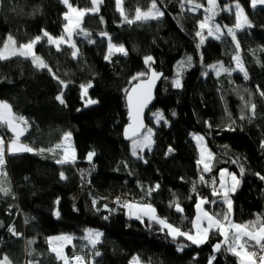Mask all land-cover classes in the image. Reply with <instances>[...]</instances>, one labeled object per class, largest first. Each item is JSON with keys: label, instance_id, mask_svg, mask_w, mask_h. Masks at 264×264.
<instances>
[{"label": "trees", "instance_id": "obj_1", "mask_svg": "<svg viewBox=\"0 0 264 264\" xmlns=\"http://www.w3.org/2000/svg\"><path fill=\"white\" fill-rule=\"evenodd\" d=\"M70 2L80 9L92 7L90 0ZM197 2L207 4V0ZM180 3L157 0L165 13L162 18L129 24L116 0H103L99 11L86 14L80 25L91 35L76 31L73 35L77 57L72 56L70 46L57 50L42 40L34 51L51 72L37 68L31 58L0 61V100L29 121L20 142L34 149H55L7 154V186L15 199L0 194V257L7 255L11 264H63L50 251L48 238L73 234L76 240L66 248L67 255L84 256L98 250L100 255L93 256L95 264H131L136 257L142 264H238L215 231L200 245L184 237L174 240L157 222L131 218L122 206L125 202L151 204L157 216L194 233L196 205L202 197L215 201L204 205L211 214L227 212L222 198L212 195L213 179L219 189L222 169L239 177L243 166L242 181L229 195L232 218L247 223L258 214L264 216V180L256 175H264V97L259 95L264 91V6L253 8L251 0H239L252 27L237 33V49L227 35L207 38L197 47L200 15L188 11L187 4L181 10ZM150 6L151 0H122L129 19H134L136 9L146 11ZM66 11L61 0H0V43L12 35L19 46L42 36L43 31L57 38L64 33ZM220 18L231 26L236 22L234 15L223 13ZM109 37L111 43L123 45L127 55L112 52L107 59ZM235 54L241 57L247 79L239 70L217 75L211 67H225ZM146 56H152L154 63L146 65ZM189 56L191 66L180 64ZM152 71L164 75L146 119L147 126L154 127L155 143L143 159H135L131 140L125 136L129 125L125 89L148 79ZM141 72L147 75L134 79ZM177 79L180 88L174 86ZM89 83L88 98L98 102L85 106L81 86ZM61 92L65 104L56 99ZM253 103L255 116L250 110ZM156 113H163L167 123L157 122ZM69 132L75 162L61 165L56 162L61 158V148L56 145L63 144ZM195 133L206 138L215 154L210 172L197 163ZM0 136L14 138L3 125ZM89 152L95 153L91 162ZM61 172L66 179H61ZM157 184L159 189L149 196L148 188ZM175 203L182 212L176 210ZM13 225L20 236L8 230ZM87 229L103 236L96 248L85 254L80 239ZM217 243L222 245L219 252L214 250ZM182 245L186 246L178 250Z\"/></svg>", "mask_w": 264, "mask_h": 264}, {"label": "snow or ice", "instance_id": "obj_2", "mask_svg": "<svg viewBox=\"0 0 264 264\" xmlns=\"http://www.w3.org/2000/svg\"><path fill=\"white\" fill-rule=\"evenodd\" d=\"M61 2L66 6L67 11L63 14V19L68 23L64 26V34L61 36L54 38L51 36L47 31H43V35L36 36L27 43H22L17 46V41L12 35H8L6 40L0 43V61L9 60L13 57L20 56L24 58H31L33 64L37 68L41 69H48L51 72V69L48 68V65L45 61L38 56L35 51V45L40 43L44 38H46L47 42L50 44H54L57 50H60V45L67 43L71 48L74 49L72 52V56L75 58L78 56L79 49L76 48L75 43L71 42V38L73 32L76 31V34L83 33L85 36H90L91 33L85 31L80 25L82 24L83 17L86 14L92 13L95 14L99 11V6L103 3V0H90L92 7L80 9L78 7L73 6L70 0H61ZM116 4L121 11V15L124 16V19L127 23L131 24L138 20H150V19H159L162 18L165 13L161 10V7L158 6L157 0H151V6L146 11H141L140 9L135 10L134 19H129L128 16L124 15L123 8L120 7L122 4V0H116ZM185 4L190 5L187 9L188 11L195 12L197 9L203 8L206 15H204L203 19L198 21V30L196 31V36L200 37L199 44L203 45L205 40L208 36H213L214 38L219 39L220 35L223 34L222 27L219 23L215 22V17L219 14V11H233V7L235 9L234 15L236 23L234 27L224 26L227 29V34L231 36V38L236 41V48L239 49V41L236 40V31L242 30L244 26L252 27L251 22L248 20L247 15L244 12V8L239 3V0H236L234 6H225L224 9H220L218 0H207V7H205L202 3H198L197 0H181L180 8L181 10L185 9ZM257 4L264 5V0H251V6L253 8L256 7ZM207 30V35L204 34V30ZM78 30V31H77ZM103 36H107V33H101ZM109 54L107 59L111 58L113 50L118 53H122L127 55V50L123 45H116L111 43V38L109 37ZM94 43V41H91ZM201 55V59H202ZM236 61L237 68L240 72L244 74L245 79L248 78V73L243 66V62L239 54L234 57ZM150 63H154V59L152 56L145 57V64L150 65ZM187 64L191 66L192 57H187L186 61H182L181 64ZM214 70L217 71V75L220 72H226L231 74L233 69L225 68L223 64L219 65H212L211 66ZM147 75L144 72L138 74V76L134 77V79L139 80L140 77ZM161 74L152 71L151 77L147 81H142L138 83L136 86L131 88L130 90L125 89L128 93V104L130 109V117L132 123L128 125V128L125 131V136L132 140V155L137 156L140 159H143L142 156H138V152H143L144 149L151 150L152 145L155 141L152 139L153 132L150 128H145L143 121L141 120V115L143 109L147 106L148 102L152 99V88L155 85V81L159 79ZM54 78L59 79L56 77L55 73H53ZM64 87H67L64 81H60ZM174 86L176 88L182 87L181 81L179 79L175 80ZM83 94L87 96L88 88L92 87V84L89 83L87 85H82ZM259 91V89H258ZM259 95L264 97V91H259ZM56 99L61 103L65 104V100L63 99V92H61ZM98 101L89 99L87 103L95 104ZM247 106V105H246ZM255 109L256 105L253 103L250 105V110L252 115L255 116ZM157 122L161 120H165L163 113H156ZM175 115V113H173ZM242 119L244 117H241ZM165 123L167 121L165 120ZM0 125L6 126L12 133L14 138L8 142L7 148L5 147V139L3 136H0V194L4 196H11L15 199L14 194L11 191L10 181H7V171L5 168L6 159H5V152L9 155H15L21 152H29V153H44L45 151L52 152L55 149L49 148H39L34 149L26 144L20 143V137L24 134V131L29 126V121L23 117L17 115L12 108V105L9 104L7 101L0 100ZM211 127V125H209ZM234 130V129H230ZM71 133H65L63 137V141L68 142L71 140ZM194 139L197 141L198 145L200 146L201 150V157L198 160V164L203 165L204 172L211 171V164L212 161L215 160V154L207 148L206 144L204 143V137L201 135H195ZM71 148V145H68ZM56 148H63V144H57ZM173 149L170 147L168 152L171 153ZM95 153L89 152L87 159L89 162L92 161ZM58 164H65V163H74L75 162V152L72 151L71 158L68 154V149L64 150L63 155L61 158L57 159L56 161ZM147 163V161H144ZM235 163V161H233ZM245 169L243 166L240 167V175L239 177L235 173H229L227 169H222L220 171V185L219 189L215 187L216 180L213 179V192L212 195L220 196L222 198V202L227 205V212L224 214H209L208 211L204 210L201 205L203 204H210L215 203V201H209L206 198H201L199 203L196 205L199 215L196 217V231L193 234L189 231H182L179 227L173 226L172 224L168 223V221L164 218H160L156 214V209L151 204L146 205H138L133 203H123V207H127L129 210L136 208L139 212H141L144 216H148L150 220L157 222L160 224L164 229L168 230V234L173 237L175 240L177 237H184L186 240L191 241L192 244L200 245L208 239L209 233L215 229L219 232L220 235L224 237L223 245H226L225 251L231 253L233 256L238 258V264H264V216L257 215L254 220L248 221L247 223H236L233 221L232 211H233V201L229 197V193H235L237 187L240 185L243 174ZM260 180H264V175L260 173H256ZM61 179H66L64 173L61 172L60 174ZM230 177L231 183L230 185L226 186L225 177ZM200 180L204 182V177L201 176ZM159 189V184L155 185L154 187L148 188L147 192L150 196L152 192ZM195 191V187L193 188ZM59 203V201H57ZM96 201H93L95 205ZM117 203H120L117 200ZM177 211H183L178 203L174 204ZM106 207V206H105ZM57 218H59V211L55 213ZM107 219V217H104ZM136 219H142L141 215H137ZM207 221L206 226H203V221ZM25 222L27 223L28 220L26 218ZM12 235L20 236L21 234L18 233L13 226H10L8 229ZM87 235L83 237V239L87 240L93 249L96 248L97 244L101 242V237L103 233L100 231H94L92 229L86 230ZM73 240L71 235H61L48 238V244L50 246V251L55 254L56 258L63 262V264H95L94 261H87L85 256L82 255H74L72 257H68L63 249L67 244H70ZM32 241H29L31 244ZM186 245H182L179 247L178 250H183V247ZM221 243H217L214 245V250L219 252L221 250ZM94 256H99L100 252L97 250L93 254ZM212 259L214 260L215 257L213 256ZM0 264H11L9 257L4 255L0 257ZM28 264H33L32 261H29ZM38 264V262H36ZM133 264H140L139 257L134 258Z\"/></svg>", "mask_w": 264, "mask_h": 264}, {"label": "rangeland", "instance_id": "obj_3", "mask_svg": "<svg viewBox=\"0 0 264 264\" xmlns=\"http://www.w3.org/2000/svg\"><path fill=\"white\" fill-rule=\"evenodd\" d=\"M225 0H218V3H219V7H220V9H224L225 8V6H234V4L236 3V1H233V2H224ZM190 6V5H189ZM205 7H207V4L206 5H204ZM262 6H264V5H260V4H257L256 5V7L255 8H257V7H262ZM120 7L121 8H123L122 7V4L120 5ZM118 10H119V12L121 13V11H120V9L118 8ZM234 12H235V9H234V7H233V11L232 12H229V11H224V10H221V11H219V14L215 17V22L216 23H219L220 25H221V27H222V31H223V34L222 35H227V37L229 38V39H231L232 40V43L236 46V41H234L232 38H231V36H229L228 34H227V29L224 27L225 25L226 26H228V27H234V25H228L227 24V22L226 21H224L223 19H218V16L220 15V14H223V13H226V14H230V15H234ZM245 12V11H244ZM194 14H197V15H200V19H199V21L200 20H202L203 19V17H204V15H206V13L204 12V10H203V8H201V9H197L195 12H193ZM124 15H125V13H124ZM235 16V15H234ZM220 21L221 22H223V25H222V23H220ZM68 22L66 21V24H67ZM236 23V22H235ZM248 28H250V27H247V26H244L243 28H242V30H244V29H248ZM198 30V23H197V29H196V31ZM242 30H237L236 31V40H237V33L238 32H240V31H242ZM74 33H75V31L73 32V35H74ZM64 35H66L65 33H63ZM204 34L205 35H207V30L205 29L204 30ZM73 35H72V38H71V42L73 43ZM222 35H220V38H221V36ZM198 37V36H197ZM207 38H214L213 36H208ZM219 38V39H220ZM198 39L200 40V37H198ZM43 40H46V38H44ZM238 41V40H237ZM52 45H54V44H52ZM65 45H67V46H69L67 43H64V44H61L60 45V47L61 46H65ZM55 46V45H54ZM56 47V46H55ZM73 51H74V49H73ZM113 52H116L115 50H113ZM236 56V54L233 56V58H232V61H230V63L229 64H226V66H225V68H229V69H233V71H231V73H233V72H236V71H238V68H237V65H236V61H235V59H234V57ZM186 58L187 57H185V58H183L185 61H186ZM184 60H182V61H184ZM181 61V62H182ZM181 62H180V64H181ZM150 72H151V69H150ZM82 95H83V100H84V103H85V106H91V105H94V104H90V103H87L86 104V102L90 99V98H88V95L87 96H85L84 94H83V89H82ZM147 128H150L151 130H152V132L154 131V127L152 126V125H148L147 126ZM195 135H201V136H203L202 134H200V133H195V134H192V139H193V141L195 142V144L197 145V147H198V152H199V158L201 157V150H200V146L198 145V143H197V141L194 139V136ZM204 137V136H203ZM152 139H153V137H152ZM11 140H8L7 142H6V144H5V147L7 148V144H8V142H10ZM21 143V142H20ZM204 143L206 144V146H207V140H206V138L204 137ZM71 145V148H69L68 147V145ZM131 146H132V140H131ZM152 148H153V145H152V147H151V150H152ZM207 148H209L210 150H211V148L209 147V145L207 146ZM65 149H68V154H69V157L71 158V156H72V151L74 150V148H73V146H72V143L70 142V141H68V142H65L64 141V144H63V148H61V150H60V153H61V156L63 155V153H64V150ZM151 150H148L147 148L146 149H144V151L143 152H138V156H142L143 158L145 157V154L147 153V152H149V151H151ZM212 151V150H211ZM74 152H75V150H74ZM213 152V151H212ZM131 153H132V151H131ZM7 151L5 152V159H7ZM133 156V155H132ZM135 159H137L138 157L137 156H133ZM71 163V162H70ZM203 166V165H202ZM228 170V169H227ZM228 172H229V170H228ZM225 181H226V186L227 185H230V183H231V180L230 179H228V176H226L225 177ZM126 208V211H127V215L129 216V217H131V218H135L137 215H141L142 216V218H149L148 216H144L141 212H139L136 208H133L132 210H129L127 207H125ZM93 230V229H92ZM94 231H97V230H94ZM194 234V233H193ZM73 238H75L74 237V235L73 234H70ZM87 235V232H86V230L84 231V236H86ZM76 240V238L74 239V240H72V242L70 243V244H67L65 247H64V249H63V251H64V253L67 255V253H66V248H67V246L69 245H73L74 244V241ZM83 243H82V246H81V248H83L84 249V251H85V254H87L86 252L88 251V249L90 248V249H92V247H91V245L89 244V242L87 241V240H85V239H80ZM132 264H133V262H132ZM140 264H142L141 262H140Z\"/></svg>", "mask_w": 264, "mask_h": 264}, {"label": "water", "instance_id": "obj_4", "mask_svg": "<svg viewBox=\"0 0 264 264\" xmlns=\"http://www.w3.org/2000/svg\"><path fill=\"white\" fill-rule=\"evenodd\" d=\"M156 73H158V74H161L160 76H159V79H157L156 81H155V85H154V87L152 88V99L148 102V104H147V106L143 109V112H142V115H141V120L143 121V124H144V126H145V128L147 129V122H146V119H147V114H148V112L150 111V109L152 108V106L154 105V103H155V99H156V94H157V91H158V89L160 88V86H161V84H162V81H163V79H164V75L162 74V73H159V72H156ZM151 77V76H150ZM149 77V78H150ZM148 78V79H149ZM148 79H145V80H142V81H147ZM142 81H140V82H142ZM140 82H138V83H140ZM137 83V84H138ZM137 84H135L134 86H136ZM133 86V87H134ZM132 87V88H133ZM127 106H128V118H129V124H131L132 123V120H131V117H130V109H129V104H128V99H127Z\"/></svg>", "mask_w": 264, "mask_h": 264}, {"label": "crops", "instance_id": "obj_5", "mask_svg": "<svg viewBox=\"0 0 264 264\" xmlns=\"http://www.w3.org/2000/svg\"><path fill=\"white\" fill-rule=\"evenodd\" d=\"M22 144H24V143H22ZM64 144V143H63ZM207 146H208V144H207ZM61 150V149H60ZM200 159V158H199ZM214 161V160H213ZM213 161H212V164H213ZM212 164H211V166H212ZM201 166H202V164H200ZM202 168H203V166H202ZM229 173H234V172H231V171H229ZM237 175V174H236ZM228 179H230V177H228ZM219 185H220V173H219ZM239 187V186H238ZM238 187H237V189H238ZM231 193H229V195H230ZM133 204H138V205H146V204H142V203H139V202H133ZM204 205L205 204H203V205H201V207L204 209V210H206L205 209V207H204ZM225 207H227V205L225 204ZM207 211V210H206ZM209 214H211L210 212H209ZM197 215H199V213H198V210H197V212H196V216H195V221H194V233H195V231H196V227H195V223H196V217H197ZM136 218V217H135ZM232 218V217H231ZM233 219V218H232ZM234 221V220H233ZM235 222V221H234ZM237 223V222H236ZM206 224H207V221L205 220V221H203V226H206ZM212 231H215V233H218L219 234V232L217 231V230H215V229H213ZM65 235H70V234H65ZM220 235V234H219ZM59 236H61V235H59ZM221 236V238H222V243H223V239H224V237L222 236V235H220ZM55 237V236H54ZM75 237V236H74ZM76 238V237H75ZM75 238H73V240L75 239ZM203 244V243H202ZM69 246V245H68ZM67 246V247H68ZM134 260V259H133ZM133 260H132V262H133ZM132 262H131V264H132Z\"/></svg>", "mask_w": 264, "mask_h": 264}, {"label": "built area", "instance_id": "obj_6", "mask_svg": "<svg viewBox=\"0 0 264 264\" xmlns=\"http://www.w3.org/2000/svg\"><path fill=\"white\" fill-rule=\"evenodd\" d=\"M3 137H4V139H5V142H7L8 139H7L5 136H3ZM8 167H9V164H8V162H7V159H6V165H5V168L7 169ZM94 252H95V250H90V252H89L88 255H84L87 261H94V262H95V260H94V258H93V256H94V255H93ZM67 256L70 257L69 255H67ZM82 256H83V255H82ZM72 264H75V262H72Z\"/></svg>", "mask_w": 264, "mask_h": 264}]
</instances>
